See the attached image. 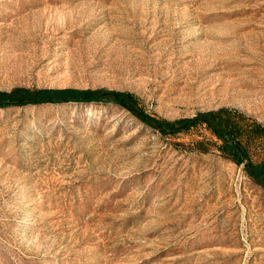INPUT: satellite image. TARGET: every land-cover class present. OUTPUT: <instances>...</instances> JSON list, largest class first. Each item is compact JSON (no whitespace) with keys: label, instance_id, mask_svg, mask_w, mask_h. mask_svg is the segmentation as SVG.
I'll use <instances>...</instances> for the list:
<instances>
[{"label":"rangeland","instance_id":"374dc122","mask_svg":"<svg viewBox=\"0 0 264 264\" xmlns=\"http://www.w3.org/2000/svg\"><path fill=\"white\" fill-rule=\"evenodd\" d=\"M18 88L264 126V0H0V92ZM186 124L168 136L111 102L0 107V264H264V187Z\"/></svg>","mask_w":264,"mask_h":264},{"label":"trees","instance_id":"16d2710c","mask_svg":"<svg viewBox=\"0 0 264 264\" xmlns=\"http://www.w3.org/2000/svg\"><path fill=\"white\" fill-rule=\"evenodd\" d=\"M75 102H111L130 111L143 123L161 133L172 136L183 131L180 125L198 126L204 124L217 139L218 151L237 165L244 164L248 175L264 187V159L254 163L249 155V147L255 143L264 144V126L243 114L219 109L208 112L199 118L187 121L169 122L157 116L148 114L141 106L139 97L128 92L110 90H73V89H22L10 93L0 92V107L24 106L28 104H64ZM196 147L201 152H207L204 141H198Z\"/></svg>","mask_w":264,"mask_h":264}]
</instances>
